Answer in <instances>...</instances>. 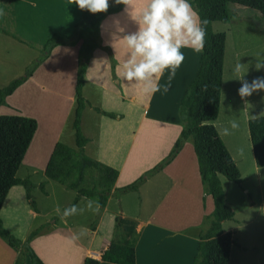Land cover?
<instances>
[{
    "label": "rangeland",
    "instance_id": "374dc122",
    "mask_svg": "<svg viewBox=\"0 0 264 264\" xmlns=\"http://www.w3.org/2000/svg\"><path fill=\"white\" fill-rule=\"evenodd\" d=\"M48 1L64 3L61 0ZM111 2L112 0H109V5H111ZM141 7L142 0H134L132 6L133 12L138 11ZM227 10L231 16L229 23L225 24L226 27L220 30V32H224L226 35L227 46L223 60L219 112L216 120L211 124L216 129L225 146H227L226 148H228L227 150L231 158L234 155V157L238 156L241 182L239 185H236L225 180L222 176H218L223 191L224 202L233 212V218L230 221L223 222L221 228L224 232L230 233L232 240L229 248L228 264H264V168H257L254 164L251 165L249 163L247 149L250 145L248 146L247 143L249 139L246 132V120L250 118L249 116L259 115L261 112H264V92L253 93L250 97L242 100L238 96L241 81L237 80L238 76L234 72L235 65L239 62L241 64H249L248 72L244 77L248 82H251L256 77H264V69L260 71H255L254 69L257 54L264 57V25L256 11L232 4L227 6ZM102 27L103 29L98 38L99 45L97 51L94 52L87 64V73L90 78L106 84L107 89L103 95L104 109H111L114 114L120 116V120L109 121L105 119L103 121L101 151L107 153L112 149L117 154L122 153L133 138L130 135V129L131 125L132 129L133 125H135L138 131L136 137L133 138L132 155L127 167L131 171L136 172L141 168V164L146 159L148 160L149 152L145 148V135L146 130L153 128L149 123L141 120L151 117L154 119L159 117L166 120L172 118L182 125L177 116L178 101L185 87L184 85L194 75L200 52L196 53L191 49H183L185 60L177 70L176 76L168 87V91H161L154 95L146 96L141 90L127 86L120 77V66L126 50L123 44L116 40L121 35L117 32V29L123 27L126 30L124 34H127L128 32L135 31L136 25L124 11L123 7L120 14L106 16L104 22H102ZM42 54L40 50L34 51L29 49L15 40L0 34V88L11 80L23 76L26 71H30L33 79L23 84L22 88L16 89L11 96L3 98L0 104V116H25L33 119L36 123L39 118L38 114L43 113L40 111L39 99L41 95L38 93L36 87H38V83L49 84L55 72L57 87L63 90L64 96L67 99H72V102L67 101L62 107L65 108L62 111L66 112V115H62L60 118L61 126L56 128V131L60 133L58 143L67 147H73L71 124L74 107L73 87L78 67L77 53L74 48L60 47L55 48L45 58ZM113 77L118 80V84L113 85L108 82ZM166 80L167 72L161 79L160 84L164 85ZM120 96L127 98L132 96L134 99L129 106L122 109L118 104ZM246 103L251 107L245 109ZM145 105L146 109H144ZM142 112L144 113L143 115ZM247 112L249 115H247ZM139 118L142 119L140 120ZM231 119L238 121V130L229 136L221 135V126H228V122ZM108 126L109 129L106 130ZM111 126L114 128L111 129ZM154 128L157 129V126L154 125ZM169 128L172 129V126H169ZM45 130V124L38 121L32 140L27 148L28 150H26L15 173L16 178H25L29 172L28 170L43 166L46 162L55 134H50L42 140ZM170 138L171 135H167L166 139L169 140ZM40 144L41 148L37 151V161L30 164V152L40 146ZM173 166L175 168H186L185 185L176 193V195L182 194V199L177 200L172 205L171 203L175 200L171 199L168 203L169 205L166 206L164 204L159 209L158 214L162 215L163 212L165 213V209L166 211L169 210V222L173 225L195 223L198 221L200 215L199 207L204 204V211L210 213L212 203L210 197L206 194V188L199 182L190 138L186 139L182 151L178 158H176ZM128 178L126 175H122L119 178V184H122ZM194 179H196L198 184L194 182ZM200 191L206 195L204 203L199 199L195 200ZM129 197L131 198L123 202L125 205L124 209L127 212L133 209L131 201L135 199V195L130 194ZM129 199L132 200L130 201ZM115 207L116 205L111 201L109 210L113 212ZM31 208V205L25 198L24 189L22 186L16 185L9 192L0 212L2 228L13 238L21 242L26 241L35 255L42 259L43 264H77L80 251L77 249V246L68 245L65 242L66 237L62 235L51 234V223L54 218L46 219V221H43V218H31ZM162 220L166 222L165 219ZM41 224L44 227L41 232V234L44 233L43 236L36 237L35 239L32 238L33 240L31 237L28 238L29 233ZM105 225L106 220L103 221V226ZM28 228L31 230L28 231ZM116 238H118V232L114 228V231L111 233V240ZM30 240L31 243H29ZM87 240V236L82 235L78 242L85 244ZM100 241V238L95 237L92 239L91 245L96 246ZM147 241L146 246H144V241H142L137 247L136 257L138 261L149 253L150 250L147 249L150 246L157 248L153 251L155 253L160 250L162 252L164 250L171 251L172 244H174L171 243V240H165L161 235H156L154 239ZM182 250V256L180 255L179 261L173 258L171 264H187V258H189V254L192 251L191 245L186 244ZM13 253V249L9 248L0 238V264H11ZM160 260L158 259V261ZM17 261L19 264H28L25 251ZM139 264L142 263L140 262Z\"/></svg>",
    "mask_w": 264,
    "mask_h": 264
},
{
    "label": "trees",
    "instance_id": "16d2710c",
    "mask_svg": "<svg viewBox=\"0 0 264 264\" xmlns=\"http://www.w3.org/2000/svg\"><path fill=\"white\" fill-rule=\"evenodd\" d=\"M189 2L198 11L201 20H207V25L204 48L199 54L194 75L184 88L178 102L177 116L182 123V128L169 154L135 182L121 188L119 193L136 192L137 186L168 164L183 141L190 138L200 183L206 188V194L212 203V210L205 216L197 234L198 241L192 264H228L232 240L229 232H223L221 223L230 221L233 218V212L224 202L218 176L236 185L240 184L241 179L236 164L211 124L216 120L219 112L225 52V34L224 32L214 33L211 23L228 24L231 16L227 6L232 4L256 11L264 25V0H189ZM121 8L122 5L111 2L104 13L90 14L79 10V19L72 26L70 33L68 35L53 33L41 49L45 58L57 46L76 47L78 57L73 87L74 107L71 124L73 147L55 143L43 168L46 178L74 192L73 200L66 207L75 204L83 197H98L102 210L117 177L115 169L102 165L83 154L82 146L86 139L80 134L78 124L84 102L80 89L86 58L96 45L97 29L101 20L105 16L119 12ZM29 76L30 71H26L23 76L1 87L0 104L4 97L11 95ZM246 128L253 164L257 168H264V115L258 116L255 120L247 119ZM35 129L36 123L33 119L18 115L0 116V208L9 189L20 185L24 189L26 200L36 211L34 202L29 197L33 185L27 178L15 177ZM37 187L43 193L42 183ZM98 214L91 223V227L96 222ZM115 231L118 232V238L108 243L101 252L99 261L110 264H134L136 240L134 223L125 219H115ZM33 235L34 233H30L28 238ZM0 238L13 250H24L28 257V264H42L26 241L21 242L13 238L2 228L1 222ZM99 261L84 258L81 264H99ZM15 264L19 262L16 260Z\"/></svg>",
    "mask_w": 264,
    "mask_h": 264
},
{
    "label": "crops",
    "instance_id": "0c3cea01",
    "mask_svg": "<svg viewBox=\"0 0 264 264\" xmlns=\"http://www.w3.org/2000/svg\"><path fill=\"white\" fill-rule=\"evenodd\" d=\"M61 1H63L64 3H55L48 0H0V34L11 38L12 40H15L19 44H22L29 49H32L34 51H41L43 44L48 37H50L53 33L68 35L72 29V26L79 19L80 13L77 7L75 5H68L67 0ZM123 7L124 6H122L119 12L111 15L116 16L120 14V12L123 10ZM105 17L101 20L100 25L97 29L96 45L94 49L88 54L85 61V71L83 75L82 86L80 89L81 96L84 102L80 112L78 126L80 134L83 136V138L86 139V142L82 146L83 154L102 165L115 169L117 171V177L114 181L111 193L106 201L104 208L100 211L97 216L96 222L91 227V223L94 221L96 216V214L91 211H85L83 214L69 217L67 218L66 223L62 221L60 216L55 213L54 209L56 205H59L61 209L65 208L73 200L74 192L64 189L63 186L44 176L43 168L46 162L43 166L32 168L31 170H28L29 172L25 176V178H27L28 181L33 185L29 192V197L34 202L36 211L31 208V218H43V221H46V219L54 218L51 223V234L62 235L64 237H69L73 233H78L82 229H85L86 231H84L83 235L87 236V242L85 244H80L79 242L75 244L77 246V249L80 250L78 254L77 264H81L84 258H92L99 261L101 252L111 241V233L115 228V219H125L134 223V231L136 233V240L134 243V264H139L140 262L142 264H171V260L173 258L179 261L180 255L183 251L182 249H184V246L186 244L191 245L192 248L191 254H189V258H187V264H192V260L195 255V253L193 254V252L196 250V244L198 241L197 234L204 222L205 216L208 213L204 211V204L199 207L200 215L198 221L195 223L173 225L169 222V210L166 211L165 209V213L163 212L162 215L158 214L159 209L164 204H166V206L169 205L168 203L171 201V199L175 200L173 203H171V205L174 204L177 200L182 199V194L176 195V193L181 187L185 185L186 168H175L174 166L172 167V165L182 151L183 144L186 140L183 141L180 149L169 161V163L162 166L160 170H158L150 177L145 179L144 182L139 184L137 186L136 192L128 191L119 193L121 188L135 182L139 177L143 176V174L148 169L160 163L169 154V152L173 149L175 141L178 138L182 125L177 123V121L172 118L170 120L159 117L155 119L151 117L145 120L139 118L140 120L142 119L141 121L149 123V125L153 126V128L146 130V139L144 137L145 148L149 152V157H147L148 160L146 159L145 162L141 164V168L139 167V171L137 170L138 172L131 171V169L127 167L130 156L132 155L133 138L136 137L138 131V128H136L135 125H133V129L131 125L130 129V135L133 138L132 140H130L129 144L122 153L117 154L115 153V151H112V149H110L107 153H103L101 151L103 121L105 119L109 121L120 120V116L114 114L111 109H104L103 95L107 89L106 84H102V82H100L99 80L90 78L87 73L88 61L90 60L94 52L97 51L99 45L98 38L101 30L103 29L102 22H104ZM224 27H226V25L220 22L211 23V29L214 33L220 32V30ZM226 46L227 39L225 35L224 50L226 49ZM60 47L74 48L76 50V47L70 46H57L55 48L57 49ZM55 77L56 75L54 72L49 84L38 83L39 85L38 87H36L38 89V93L41 95L39 99L40 111L43 112L38 114V121L44 123L46 127L42 140H44L50 134H55V137L53 138L50 145L49 154L54 144L58 143V137L60 136V133L56 131V128L61 126L60 118L62 117V115H66V112L62 111L65 108L62 107L66 104L67 101L72 102V99H67V97L64 96L63 90L60 87H57V80H55ZM28 80H33L31 74L16 89L22 88L21 86ZM110 80H108V82L112 83L113 85L118 84V80L115 77ZM187 84H185L184 86L186 87ZM119 98L120 99L118 104L122 109L126 106H129L134 99L132 96H129L128 98L120 96ZM144 109H146V105L144 106ZM143 114L144 113L142 112V115ZM38 121L36 122V126L38 125ZM154 125L157 126V129L154 128ZM169 126H172V129H170ZM112 128L114 127L111 126V129ZM108 129L109 126L106 128V130ZM167 135H171V138L169 140L166 139ZM247 143L249 146L250 144L248 140ZM39 148H41V144L36 149L30 152V164H33V162L37 161V151L39 150ZM247 152L249 153L248 161L251 165H253L250 146L247 149ZM234 156H232L233 161L236 164L238 171H240L239 159H237L238 156ZM125 172L129 173L125 174ZM122 175H126L127 178L129 176V178L122 184H119V178ZM194 182L198 184L196 182V179H194ZM40 183H42L43 185V193L37 187V185H39ZM14 187L15 186L9 189L4 201L6 200L9 192ZM130 194H134L135 199H129L130 201L132 200L131 205H133V209L132 211L127 212L124 209L125 205L123 204V202H125V200H127L128 198H131L129 197ZM192 197L194 198L193 195ZM204 198H206V195L203 194L202 191H200L195 200L199 199L202 203H204ZM111 201H113L114 205H116L113 212L109 210V204ZM85 203L86 201L80 198L75 204L80 207H84ZM2 206L0 208V212L2 211ZM162 219H165L166 222ZM104 220H106L105 226H103ZM43 228L44 227L42 224L36 226L34 231L31 232L34 233L31 239L43 236L44 233L41 234ZM30 230L31 229L28 228V231ZM156 235H161L165 240H171V243H174L172 244V250H164L163 252L162 250H160L159 252L153 253V251L157 248L155 246H150L147 249L150 250L149 253L146 254L143 259L140 258V260L138 261L136 257L137 247L142 241H144V246H146L148 242L147 240L154 239V236ZM95 237L100 238L101 241L96 246H92L91 242ZM29 243H31V240ZM13 252L14 253L11 259V264H15V261L21 255H23L24 250L18 249L13 250ZM152 253L154 254V256ZM158 259L161 260L158 261ZM40 260L42 262L41 258ZM105 263L106 262L99 261V264Z\"/></svg>",
    "mask_w": 264,
    "mask_h": 264
},
{
    "label": "clouds",
    "instance_id": "9594fccd",
    "mask_svg": "<svg viewBox=\"0 0 264 264\" xmlns=\"http://www.w3.org/2000/svg\"><path fill=\"white\" fill-rule=\"evenodd\" d=\"M115 5L124 6V11L136 25L135 31L125 33L119 27L121 35L116 38L125 48L124 59L120 66V77L127 86L137 88L148 96L157 92H167L177 70L185 60L183 49H191L199 53L203 51L206 37L207 20H201L199 13L189 0H142V7L133 12L134 0H112ZM68 5H75L78 10L90 14L104 13L109 8V0H68ZM255 71L264 69V57L257 54ZM251 63V62H249ZM249 64L237 62L234 72L237 74L241 87L238 96L243 100L253 93L264 92V77H256L251 82L244 79ZM167 72L164 85L161 79ZM251 106L245 104V109ZM247 115L249 113L247 112ZM259 115L249 116L255 120ZM239 128L236 119H231L228 126H221L220 134L232 135ZM84 207L72 204L61 209L56 205L54 211L65 223L67 218L91 211L98 214L101 210L99 198L83 197ZM85 229L65 238L68 245H75Z\"/></svg>",
    "mask_w": 264,
    "mask_h": 264
}]
</instances>
